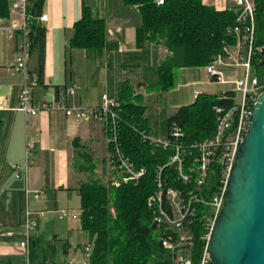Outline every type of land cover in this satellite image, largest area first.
<instances>
[{
    "label": "crops",
    "instance_id": "1",
    "mask_svg": "<svg viewBox=\"0 0 264 264\" xmlns=\"http://www.w3.org/2000/svg\"><path fill=\"white\" fill-rule=\"evenodd\" d=\"M203 3L225 10L231 0ZM85 8L106 22V41L101 49L70 47L74 24ZM42 14L48 20L42 24L44 69L41 84L33 93L36 103L52 102L58 90L76 84L70 102L96 106L103 94L119 98L127 81L136 101L141 100L145 107L146 129L165 137L168 119L181 107L193 104L197 93L226 97L234 91L232 82L212 81L204 66L176 68L175 86L162 92L156 84L160 66L170 52L165 45L148 39L138 6H126L123 0H45ZM16 51L17 40L0 30V96L5 107L0 110V264H27L20 247L27 209L37 224L31 264H81L83 247L90 238L81 224L80 187L91 179L103 184L116 179L108 135L100 123H78L63 111L26 116L17 110L23 78L13 69ZM41 52L40 48L32 50L29 66L34 73L38 72ZM224 72L228 80L243 76L242 68L226 67ZM259 78L264 82V76ZM27 150L28 170L15 178L12 165H22ZM27 189L38 190L40 195H27ZM61 210L78 217L61 218Z\"/></svg>",
    "mask_w": 264,
    "mask_h": 264
},
{
    "label": "built area",
    "instance_id": "2",
    "mask_svg": "<svg viewBox=\"0 0 264 264\" xmlns=\"http://www.w3.org/2000/svg\"><path fill=\"white\" fill-rule=\"evenodd\" d=\"M34 0H9V15L0 16V30L11 40H17L16 58L13 69L22 75L17 110L26 116H35L41 111H63L78 123L98 122L106 130L108 144L112 147L110 163L116 170V179L112 185L120 187L130 183L138 184L147 173L146 168L138 169L134 162L124 153L121 141V108L118 98L108 94L96 106L72 104L70 98L76 94L74 84L58 90L52 102L36 103L33 93L41 84L37 73L31 71L29 61L34 40L32 30L34 23L40 26L48 16H35L31 12ZM165 0H156L158 5ZM230 10L237 15L236 25L229 30L234 33V44H225L223 51L215 55L205 66L209 78L217 83L234 84L233 105H215V134L202 140L190 142L183 126L172 121L165 137L153 135L149 130L129 125L138 134L141 141L153 147V153L160 150L167 155L165 162L155 167L153 192L146 201L151 213L158 240L162 248L171 256L169 264L193 263V248L198 237L204 242V249L198 264H213L209 255V243L218 216L224 205L230 174L239 147L246 135L250 114L258 96L264 92V82L254 72L253 62L262 47L255 45L256 13L255 0H231ZM242 68L243 76L228 80L224 68ZM200 94L197 93L195 98ZM226 98V97H223ZM4 98L0 96V110L5 109ZM27 159L22 165L14 164V177L20 178L28 170ZM27 195H40L38 190L26 191ZM61 218L71 216L68 210H61ZM36 221L33 213L26 210L23 220V241L20 245L31 264ZM93 244L89 241L83 247L81 264H90ZM146 264H156L148 262Z\"/></svg>",
    "mask_w": 264,
    "mask_h": 264
},
{
    "label": "trees",
    "instance_id": "3",
    "mask_svg": "<svg viewBox=\"0 0 264 264\" xmlns=\"http://www.w3.org/2000/svg\"><path fill=\"white\" fill-rule=\"evenodd\" d=\"M126 6H138L142 28L154 44L165 45L170 55L160 66L157 87L168 91L175 86L174 70L183 67H204L223 51L225 44H234L236 36L230 33L236 25L237 15L230 9L217 10L203 0H123ZM257 5L255 45L263 51L254 59V69L264 76V0ZM45 0H34L31 12L37 17L43 13ZM9 15V0H0V16ZM33 48L42 50L37 74L42 81L44 69L45 28L34 23ZM106 41V22L94 18L88 8L74 24L70 47L75 49H101ZM234 92L226 98L200 94L191 105L181 107L168 119V124L178 121L192 142L215 134V105H233ZM137 96L129 82H124L118 98L121 108V141L124 153L138 169L147 173L138 184L116 187L110 180L105 186L98 179H91L80 187L81 224L89 234L93 251L90 264H156L171 263V256L161 246L146 201L153 192L155 167L164 163L167 155L141 141L129 125L146 129L145 107L136 101ZM129 124V125H128ZM2 121L0 118V132ZM110 155L112 147L108 144ZM111 208L115 209L114 216ZM204 242L195 239L193 263L198 264ZM31 251L30 259H34Z\"/></svg>",
    "mask_w": 264,
    "mask_h": 264
},
{
    "label": "water",
    "instance_id": "4",
    "mask_svg": "<svg viewBox=\"0 0 264 264\" xmlns=\"http://www.w3.org/2000/svg\"><path fill=\"white\" fill-rule=\"evenodd\" d=\"M209 255L213 264H264V92L250 114Z\"/></svg>",
    "mask_w": 264,
    "mask_h": 264
},
{
    "label": "rangeland",
    "instance_id": "5",
    "mask_svg": "<svg viewBox=\"0 0 264 264\" xmlns=\"http://www.w3.org/2000/svg\"><path fill=\"white\" fill-rule=\"evenodd\" d=\"M98 89H100V87L98 88ZM149 91H151V89H149ZM139 103L141 102V100H137ZM109 183H110V181L109 182H107L106 184H105V186H109ZM111 213L114 215V216H116V214H115V209L114 208H111Z\"/></svg>",
    "mask_w": 264,
    "mask_h": 264
}]
</instances>
